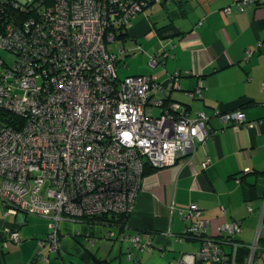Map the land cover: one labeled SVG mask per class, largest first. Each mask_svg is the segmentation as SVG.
<instances>
[{"label": "built area", "instance_id": "1", "mask_svg": "<svg viewBox=\"0 0 264 264\" xmlns=\"http://www.w3.org/2000/svg\"><path fill=\"white\" fill-rule=\"evenodd\" d=\"M256 1L241 0L236 6L240 9ZM16 2H30L32 15L0 30V46L14 55L12 65L0 58V203L8 213L51 220L50 232L37 240L36 258L44 259L45 246L51 252L58 250L62 220L86 222L104 214H129L145 166H171L194 150L196 142L205 139L207 118L203 113L190 116L185 105L154 97L163 86L154 76L118 77V55L110 49L116 39L112 28L127 30L146 4ZM156 64L157 59L150 58L149 65ZM173 85L169 82L167 87ZM200 92L198 84L189 96ZM222 119L237 128L258 124L246 121L241 111ZM207 164L208 160L202 162V168ZM180 215L184 235L203 239L197 252L181 255L174 264L204 260L236 264L239 244L231 241L228 256L219 241L204 239L206 223L196 205ZM220 228L229 240L241 231L237 221ZM6 232L11 241L19 242L16 230ZM258 237L259 231L246 244L244 264H254ZM130 241L136 245L139 237ZM128 258L141 264L131 253Z\"/></svg>", "mask_w": 264, "mask_h": 264}, {"label": "crops", "instance_id": "2", "mask_svg": "<svg viewBox=\"0 0 264 264\" xmlns=\"http://www.w3.org/2000/svg\"><path fill=\"white\" fill-rule=\"evenodd\" d=\"M238 1L154 3L110 45L117 64L128 67L120 76L116 66L119 78L154 76L163 85L154 97L185 105L190 116H206L205 139L174 165L143 176L125 225H60L58 250L45 246V260L36 258V248L51 230L47 220L8 213L0 203V264H134L128 253L141 264H174L202 243L182 235L180 213L191 204L206 223L204 239L226 235L220 227L235 221L241 231L231 238L244 244L259 231L254 264H264V3L239 9ZM152 57L157 64L147 68ZM198 84L200 95L189 96ZM234 111L258 124L237 128L222 119ZM8 229L18 232L19 242L9 239ZM132 236L139 243L133 245Z\"/></svg>", "mask_w": 264, "mask_h": 264}, {"label": "trees", "instance_id": "3", "mask_svg": "<svg viewBox=\"0 0 264 264\" xmlns=\"http://www.w3.org/2000/svg\"><path fill=\"white\" fill-rule=\"evenodd\" d=\"M126 1H135L137 3H141L144 7L145 4L146 6H148L147 8H150L154 3L152 0H126ZM179 1V0H178ZM258 1V0H257ZM254 2L256 5H261L264 2ZM30 2H25L23 4H20L18 2H16V0H0V30H3L4 26L7 23L10 22H14V21H19L20 19L26 17V16H30L32 15V9L29 7ZM112 30L114 31L115 34V38H120L122 39L123 36H125L126 34V30L122 31L120 28H112ZM157 168L146 165L144 168V175L147 173H150L154 170H156ZM129 214H104V215H100V216H95L93 218H86V223H93V222H112L118 225H125L127 218H128ZM183 236L184 232L182 233ZM221 238V239H220ZM228 235H220L219 237H210L211 240L213 241H219L221 243V247L223 249V252H225L226 254H228V256L230 255L229 252H231V241H235L237 242L239 245L237 247L236 250V264H244L246 257L248 255V248L246 247V244L242 243L241 241H239L238 239H233L231 238L230 240L228 239ZM193 239V238H192ZM202 240L203 238H197ZM228 247L229 251H224L225 249L223 248V246ZM259 246V245H258ZM262 247H264V245H262ZM199 262V261H198Z\"/></svg>", "mask_w": 264, "mask_h": 264}, {"label": "rangeland", "instance_id": "4", "mask_svg": "<svg viewBox=\"0 0 264 264\" xmlns=\"http://www.w3.org/2000/svg\"><path fill=\"white\" fill-rule=\"evenodd\" d=\"M21 1H23V0H21ZM143 11H145V10H143ZM143 11H141V12H139V13H142ZM0 58L4 59L8 65H12L13 62H14V55H13L10 51H8L7 49H5V48H3V47H1V46H0ZM118 64H119V65H118ZM118 64H117L118 74H119L120 76H123L124 73L128 72V67L125 66L124 68H121V67H122V62H119ZM147 68H151V66L148 64ZM147 68H146V66L144 67L145 70H147ZM154 113L157 114V113H158V110L155 109V110H154ZM38 217L41 218V219H45V220H47V222H48V224H49L48 226L50 227V225H51V220H49V219H47V218L40 217V216H38ZM64 224H65V225H68V226H71V227H72V225H73V228H76L78 225H79V226H80V225H83V223L80 222V221H78V220L71 219V218H67L66 220H62V221L59 223V228H60V225H64ZM75 226H76V227H75ZM77 229H78V228H77ZM74 231H76V229H75ZM74 231H73V232H74ZM81 235H82V234H81ZM55 255H56V254H55ZM56 259L60 260L59 258H56ZM208 263H209V262H208ZM210 264H212V263H210Z\"/></svg>", "mask_w": 264, "mask_h": 264}]
</instances>
